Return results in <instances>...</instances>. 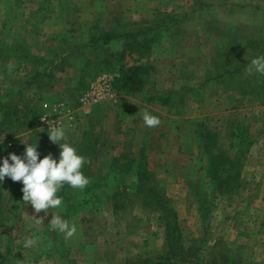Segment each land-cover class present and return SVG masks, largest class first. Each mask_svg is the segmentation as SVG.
<instances>
[{"label":"rangeland","instance_id":"374dc122","mask_svg":"<svg viewBox=\"0 0 264 264\" xmlns=\"http://www.w3.org/2000/svg\"><path fill=\"white\" fill-rule=\"evenodd\" d=\"M262 55L264 0H0V163L23 157V142L58 160L38 116L43 101L65 99L77 119L61 142L87 143L90 181L45 214L14 198L6 176L0 264H264V75L246 71ZM120 64L142 65L143 87L83 112L90 80ZM145 103L158 127L144 125ZM209 136L215 154L238 157L232 184L208 175ZM52 214L76 234L65 240Z\"/></svg>","mask_w":264,"mask_h":264},{"label":"clouds","instance_id":"9594fccd","mask_svg":"<svg viewBox=\"0 0 264 264\" xmlns=\"http://www.w3.org/2000/svg\"><path fill=\"white\" fill-rule=\"evenodd\" d=\"M12 67L8 65L9 71ZM246 71L249 75L254 72L264 75V55L253 58ZM142 119L144 125L149 128L161 124L160 118L147 110L142 113ZM48 136L52 143L60 147L58 160L54 159L51 153L39 158L36 144L23 142L25 145L23 157L9 153L0 163V182H3L6 176L13 182H22V200L24 204L30 203L35 213L44 211L47 214L50 209L60 208L63 205V198L57 193L65 184L73 189L83 190L90 182L82 171L84 164L88 162L86 158L78 154L76 148L68 142H61L67 141L64 127H53ZM34 219L37 226L43 224V217L38 218L34 215ZM50 225L53 230L62 233L65 240L72 238L77 232L76 224L63 219L59 214H52ZM38 242V237H26L23 247L30 249Z\"/></svg>","mask_w":264,"mask_h":264},{"label":"trees","instance_id":"16d2710c","mask_svg":"<svg viewBox=\"0 0 264 264\" xmlns=\"http://www.w3.org/2000/svg\"><path fill=\"white\" fill-rule=\"evenodd\" d=\"M109 33H103L98 35L97 37L93 38L92 40L97 42L103 40L104 42L108 40ZM144 67L142 65H129V66H124L123 64H120L119 67V75L115 78L114 80V86L116 89L119 91L125 93V94H131L134 93L135 91L140 90L143 87V84L145 82V77H144ZM147 80V77H146ZM158 99H161L162 103L167 104V99H163L162 97H157ZM35 121L33 120L32 124H34ZM86 134V133H84ZM207 139V138H206ZM213 144L214 146V141L211 136H209L208 140H205V143L203 144L205 151L208 153V158L210 162V167L207 170L208 175L212 178L215 179H220L221 182L226 185L232 184V179L234 178H229L231 175L230 172H228L227 168L230 167L231 169L235 168L236 161L238 157L234 156L233 158L228 157L224 151H221L220 153L215 154L213 152L211 145ZM76 148L78 149V154L83 155L85 154V150L87 149V143L84 145L81 142H77ZM229 163V164H228ZM228 164V165H226ZM228 166V167H227ZM140 169V166L138 167ZM222 174H225L227 179L221 178ZM23 185L22 182H13L10 178L8 180L7 188L10 191V194L13 195L14 198H16L19 202H23L22 196L23 193L21 191ZM68 187L67 184H65L62 187V193H60L58 196L68 199L69 195L65 194V190ZM146 188L150 190L151 193H153L154 196V206L157 208L161 209L162 211L166 213H172L174 209L166 205L165 202H167L168 199H166L165 196L157 195L156 190L151 187L150 185H147ZM156 200V201H155ZM164 257L160 259H140L132 262L131 264H177L175 262H169L163 260Z\"/></svg>","mask_w":264,"mask_h":264},{"label":"built area","instance_id":"2783aa9c","mask_svg":"<svg viewBox=\"0 0 264 264\" xmlns=\"http://www.w3.org/2000/svg\"><path fill=\"white\" fill-rule=\"evenodd\" d=\"M118 73L116 71H103L90 80L85 89L78 97L80 106L84 111L104 100L116 99L117 90L114 80ZM43 112L38 116V120L44 125L47 132L53 127L75 125L77 110L65 99H58L52 102L43 101L41 103Z\"/></svg>","mask_w":264,"mask_h":264},{"label":"crops","instance_id":"0c3cea01","mask_svg":"<svg viewBox=\"0 0 264 264\" xmlns=\"http://www.w3.org/2000/svg\"><path fill=\"white\" fill-rule=\"evenodd\" d=\"M143 104H144V103H143ZM140 106H141V105H140ZM138 108H139V107H138ZM141 108H143L144 111H145V110H149L150 107H149L148 105H146V103H145V105H142ZM2 113H4V111H3ZM2 113H0V114H2ZM6 119H7V118H6Z\"/></svg>","mask_w":264,"mask_h":264}]
</instances>
